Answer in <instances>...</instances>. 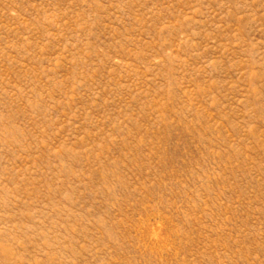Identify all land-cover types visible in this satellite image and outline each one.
<instances>
[{
	"label": "rangeland",
	"instance_id": "obj_1",
	"mask_svg": "<svg viewBox=\"0 0 264 264\" xmlns=\"http://www.w3.org/2000/svg\"><path fill=\"white\" fill-rule=\"evenodd\" d=\"M0 264H264V0H0Z\"/></svg>",
	"mask_w": 264,
	"mask_h": 264
}]
</instances>
